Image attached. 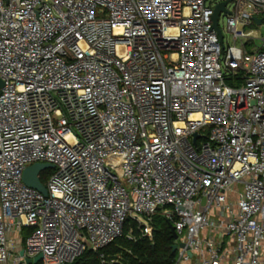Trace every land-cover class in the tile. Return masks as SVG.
Wrapping results in <instances>:
<instances>
[{
	"label": "built area",
	"instance_id": "obj_1",
	"mask_svg": "<svg viewBox=\"0 0 264 264\" xmlns=\"http://www.w3.org/2000/svg\"><path fill=\"white\" fill-rule=\"evenodd\" d=\"M221 1L0 0V264L72 262L130 217L153 239L156 213L175 264H264V0H226L222 37Z\"/></svg>",
	"mask_w": 264,
	"mask_h": 264
},
{
	"label": "trees",
	"instance_id": "obj_2",
	"mask_svg": "<svg viewBox=\"0 0 264 264\" xmlns=\"http://www.w3.org/2000/svg\"><path fill=\"white\" fill-rule=\"evenodd\" d=\"M229 83H232L229 81ZM45 182V180H43ZM154 236L142 234L138 221L128 218L123 233L101 250L87 249L74 261L65 264H174L176 251L172 223L166 218H153ZM27 226L24 235L33 231Z\"/></svg>",
	"mask_w": 264,
	"mask_h": 264
},
{
	"label": "water",
	"instance_id": "obj_3",
	"mask_svg": "<svg viewBox=\"0 0 264 264\" xmlns=\"http://www.w3.org/2000/svg\"><path fill=\"white\" fill-rule=\"evenodd\" d=\"M228 3V1H221L217 4L214 14H213V20H214V24L213 26L218 30L220 36L222 37L223 34L221 32V29L218 25V19L219 16L221 14L222 11H227L226 8V4ZM256 21L257 22H261L262 18L260 17H256ZM2 84V81L0 80V85ZM198 136V133L195 134V137ZM55 165L53 163L50 162H35L32 165H29L25 168L24 171V175H23V180L24 182L34 188L39 189L40 191H42L45 195H48V188L47 186L44 184V182L41 180V178L39 177V173L41 170L51 167L53 168ZM172 231H173V235L174 238L177 239L178 238V233L175 230V227L172 225ZM178 245L175 243L173 245V250L176 251L177 250ZM42 257V254H39L36 258L35 261H38L40 258ZM29 262H31V259H28Z\"/></svg>",
	"mask_w": 264,
	"mask_h": 264
},
{
	"label": "rangeland",
	"instance_id": "obj_4",
	"mask_svg": "<svg viewBox=\"0 0 264 264\" xmlns=\"http://www.w3.org/2000/svg\"><path fill=\"white\" fill-rule=\"evenodd\" d=\"M225 22H226V14H223L222 16H221V18H220V26L223 28L224 26H225ZM261 32L263 33V35H264V25L262 26V28H261ZM225 42L227 43V42H229V43H231L232 42V37H231V35L229 34V33H225ZM260 42V40H257L256 41V43H259ZM49 172H52L53 170H52V168L50 169V170H48ZM44 180V179H43ZM155 216L157 217V218H164L165 216L164 215H162L161 213H156L155 214ZM177 258H178V253H177V251H176V257H175V262H174V264L176 263V260H177Z\"/></svg>",
	"mask_w": 264,
	"mask_h": 264
}]
</instances>
